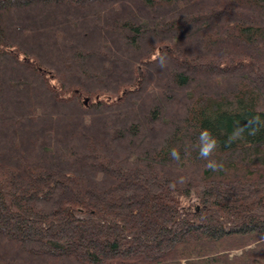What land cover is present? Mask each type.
Listing matches in <instances>:
<instances>
[{"label": "trees", "instance_id": "1", "mask_svg": "<svg viewBox=\"0 0 264 264\" xmlns=\"http://www.w3.org/2000/svg\"><path fill=\"white\" fill-rule=\"evenodd\" d=\"M0 264H264V0H0Z\"/></svg>", "mask_w": 264, "mask_h": 264}, {"label": "clouds", "instance_id": "2", "mask_svg": "<svg viewBox=\"0 0 264 264\" xmlns=\"http://www.w3.org/2000/svg\"><path fill=\"white\" fill-rule=\"evenodd\" d=\"M231 139V138H230ZM200 140V156L201 158L207 159L211 153L213 152L215 146H216V141L215 139L211 136L210 132L207 130L203 131L199 137ZM172 155L174 158H178L179 154L177 151L173 150ZM215 163L210 161L208 164V167H215Z\"/></svg>", "mask_w": 264, "mask_h": 264}, {"label": "rangeland", "instance_id": "3", "mask_svg": "<svg viewBox=\"0 0 264 264\" xmlns=\"http://www.w3.org/2000/svg\"><path fill=\"white\" fill-rule=\"evenodd\" d=\"M131 5V7H133L134 5L131 3L130 4ZM134 9V8H133ZM20 17H21V19H23V20H25V17H26V14L25 15H20ZM136 111V110H135ZM135 111H128V114H129V116H139L140 117V115H139V113L138 112H136V113H134ZM99 124V123H98ZM97 124V125H98ZM99 126H102V125H98L97 127H99ZM105 126V125H104ZM103 126V127H104ZM242 250H237L236 252L237 253H240Z\"/></svg>", "mask_w": 264, "mask_h": 264}]
</instances>
